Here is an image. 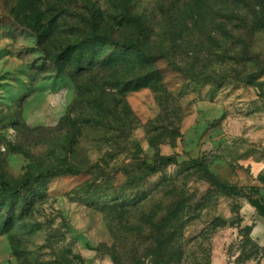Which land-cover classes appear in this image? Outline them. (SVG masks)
<instances>
[{"label": "rangeland", "instance_id": "obj_1", "mask_svg": "<svg viewBox=\"0 0 264 264\" xmlns=\"http://www.w3.org/2000/svg\"><path fill=\"white\" fill-rule=\"evenodd\" d=\"M59 167L0 264H264V0H0V177Z\"/></svg>", "mask_w": 264, "mask_h": 264}, {"label": "trees", "instance_id": "obj_2", "mask_svg": "<svg viewBox=\"0 0 264 264\" xmlns=\"http://www.w3.org/2000/svg\"><path fill=\"white\" fill-rule=\"evenodd\" d=\"M125 48H130V47L126 46ZM133 48L135 49V51L137 52V54L139 55V57L142 60H145V61L154 60V58L145 55L142 52L140 47L134 46ZM54 63H55V61H54ZM170 66L174 70H179V68L173 63H170ZM173 162H174V160L172 157H167L164 159L162 166L171 165V164H173ZM142 169H144L145 171H147L149 173H156L160 169V166H152V165H148L146 163H143ZM203 171L209 177L211 184L218 187L219 182L206 169H203ZM76 173H77V171L73 168H70V167H59L57 169H49V170L45 171L44 173L40 174L38 177H36L32 181L26 180L22 185H20L18 187H12L9 183L4 181L0 177V194L4 197L8 196V195H10L12 197L13 194H16V193H14V191L18 192V193H22L24 191L31 189L33 186L39 184L40 182H42L46 179H51V178L59 177L62 175H73Z\"/></svg>", "mask_w": 264, "mask_h": 264}]
</instances>
